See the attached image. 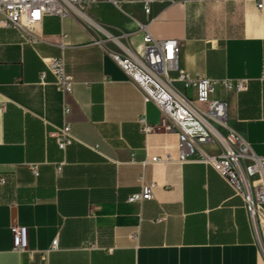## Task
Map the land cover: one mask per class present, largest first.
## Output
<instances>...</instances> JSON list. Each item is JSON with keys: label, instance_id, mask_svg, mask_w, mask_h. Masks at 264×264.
<instances>
[{"label": "crops", "instance_id": "0c3cea01", "mask_svg": "<svg viewBox=\"0 0 264 264\" xmlns=\"http://www.w3.org/2000/svg\"><path fill=\"white\" fill-rule=\"evenodd\" d=\"M123 9L100 2L86 13L132 48L142 43L138 22L156 39H178L179 67L191 74L247 79L240 92L216 84L212 97L264 156V8L174 0L147 14L137 3ZM96 35L75 16L46 15L28 33L0 27V264H264L242 198L211 166L175 160L180 131L166 128ZM61 55L67 93L44 63ZM65 122L74 141L60 150L53 132ZM166 154L172 160L143 163ZM151 181L152 198L127 200ZM17 225L23 251L12 242Z\"/></svg>", "mask_w": 264, "mask_h": 264}, {"label": "built area", "instance_id": "2783aa9c", "mask_svg": "<svg viewBox=\"0 0 264 264\" xmlns=\"http://www.w3.org/2000/svg\"><path fill=\"white\" fill-rule=\"evenodd\" d=\"M155 1L174 0H0V27H14L28 33L29 29L24 21L39 22L46 15L80 17V13L86 14L87 6L100 2L110 3L124 13V3H137L147 14L150 5ZM253 1L257 8H264V0ZM87 23L86 25L89 24ZM138 25L144 32L142 43L137 48L130 47L103 25L104 31L98 30L100 34L94 36L93 41L104 47L113 62L136 85L144 102H151L160 110L167 123L166 128H176L180 131L175 160L178 163L199 162L211 166L242 198L258 245L264 252V156L256 155L247 140L229 126L226 101L212 97L216 84H221L225 92H240L247 88V79L216 80L205 74H191L179 67L181 41L173 38L156 39L144 23L138 22ZM33 40L31 37L30 41ZM44 63L53 74L57 89L63 93L70 92L73 79L65 71L63 56L48 57L44 59ZM44 75L45 71H42L41 80ZM261 79L264 81V77ZM177 83H180L183 89L193 88L194 95H187L179 89ZM68 111L69 107L64 103V114ZM142 130L149 132L152 127L142 126ZM53 136L60 150H64L74 141L69 122L58 127ZM170 160L171 156L166 154L145 158L143 163ZM31 168L37 173L35 165H31ZM60 168L59 164L57 169ZM3 182L4 178L1 177L0 183ZM155 186L153 181L142 183L140 189L130 194L127 200L150 199ZM12 230L14 248L18 251L25 250V227L17 225ZM56 246L55 238L51 247Z\"/></svg>", "mask_w": 264, "mask_h": 264}, {"label": "bare ground", "instance_id": "6f19581e", "mask_svg": "<svg viewBox=\"0 0 264 264\" xmlns=\"http://www.w3.org/2000/svg\"><path fill=\"white\" fill-rule=\"evenodd\" d=\"M80 17H82V19H84L86 22L90 23V25H92L94 28H96L99 31H104V29L97 23L93 22L92 20H90L86 14L84 13H80ZM24 24L28 27V29L33 28L36 24L37 21H24Z\"/></svg>", "mask_w": 264, "mask_h": 264}, {"label": "rangeland", "instance_id": "374dc122", "mask_svg": "<svg viewBox=\"0 0 264 264\" xmlns=\"http://www.w3.org/2000/svg\"><path fill=\"white\" fill-rule=\"evenodd\" d=\"M87 8H88V6L85 8V12H86V10H87ZM87 14V13H86ZM88 15V14H87ZM90 16V15H89ZM83 23L85 22V24L87 23L86 21H84L82 18H80V17H78ZM92 18V17H91ZM95 20V19H94ZM97 21V20H96ZM97 22H99V21H97ZM100 23V22H99ZM88 24V23H87ZM102 24V23H101ZM87 26H89L90 27V29L92 30V32L94 33V34H100V32L97 30V29H95L92 25H90V24H88ZM104 26V25H103ZM105 27V26H104ZM106 28V27H105Z\"/></svg>", "mask_w": 264, "mask_h": 264}]
</instances>
